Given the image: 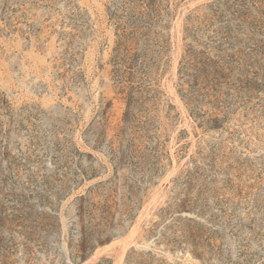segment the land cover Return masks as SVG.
Here are the masks:
<instances>
[{
  "label": "rangeland",
  "instance_id": "1",
  "mask_svg": "<svg viewBox=\"0 0 264 264\" xmlns=\"http://www.w3.org/2000/svg\"><path fill=\"white\" fill-rule=\"evenodd\" d=\"M0 264H264V0H0Z\"/></svg>",
  "mask_w": 264,
  "mask_h": 264
}]
</instances>
